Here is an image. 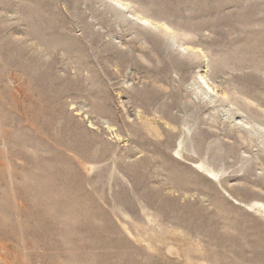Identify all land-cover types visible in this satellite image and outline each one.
Segmentation results:
<instances>
[{"label":"rangeland","instance_id":"rangeland-1","mask_svg":"<svg viewBox=\"0 0 264 264\" xmlns=\"http://www.w3.org/2000/svg\"><path fill=\"white\" fill-rule=\"evenodd\" d=\"M0 264H264V0H0Z\"/></svg>","mask_w":264,"mask_h":264},{"label":"bare ground","instance_id":"bare-ground-1","mask_svg":"<svg viewBox=\"0 0 264 264\" xmlns=\"http://www.w3.org/2000/svg\"><path fill=\"white\" fill-rule=\"evenodd\" d=\"M117 2V1H116ZM117 5H118V3H117ZM119 6H120V4H119Z\"/></svg>","mask_w":264,"mask_h":264}]
</instances>
